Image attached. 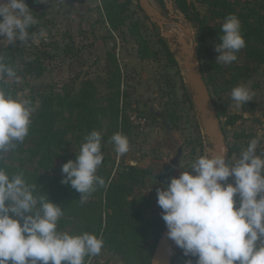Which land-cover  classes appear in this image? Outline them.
<instances>
[{"label":"rangeland","instance_id":"1","mask_svg":"<svg viewBox=\"0 0 264 264\" xmlns=\"http://www.w3.org/2000/svg\"><path fill=\"white\" fill-rule=\"evenodd\" d=\"M31 1L30 9L37 24L29 28V40L9 45L6 40L0 39V54L3 56L21 50L17 58V65L21 69L17 74L19 79H5L0 82V87L16 99H30L35 108L33 115L41 107L44 96L60 94L79 98L82 82L87 79L96 86L91 98L92 105L107 104L113 90L118 89L120 116L125 120L124 128L119 132L124 134L129 123L131 128L126 136L129 138L130 150L118 156L114 146L108 142L113 135L108 133L111 125L108 116L103 128L98 130L102 135L104 153L100 166L104 162L112 165L114 161V173L127 164L149 168L152 177L141 192L152 198V206L145 214H155L163 220L156 190L165 184L154 176L161 173L175 150L171 149L169 135L179 143L178 147H183L184 152L182 167L176 168L175 177L181 171L188 170L195 159L209 155L210 148L193 102L194 92L186 81V69L179 55L180 45L175 49L171 47L168 40L160 35L158 25L138 8V0H119L125 4V22L118 28L110 25L104 0ZM173 1L177 12L186 18L184 23L191 27L194 41L198 42L197 50L201 51L199 62L210 80L217 107L225 109L222 127L227 135L228 146L233 147L232 159L235 160L253 138L260 141L258 152L264 151V63L250 61L244 49L237 53V60L231 65L216 63L218 53L215 45L218 40L207 35L201 41L195 22ZM193 1L201 18L209 26L224 22L214 17L215 6L211 0ZM229 1L246 13L257 9L264 15V0ZM153 2L167 16L165 4L160 0ZM174 29L181 37H185L181 28ZM41 30L45 32L43 37L40 35ZM188 41L192 46L193 38L188 37ZM143 46L149 48L150 55L145 56ZM29 66L31 70L26 71ZM237 85L250 88L254 93L252 101L240 106L231 101L230 92ZM148 90L150 92L146 93ZM233 115H238L236 122L227 124ZM69 122L68 113L58 118L60 127ZM166 122L173 127L170 132L164 125ZM85 136L73 128L68 135V144L62 148V155L78 153ZM4 155L8 156L9 152ZM19 159L18 154L14 155L11 162L19 163ZM28 165H31V161H28ZM55 170L62 173L60 167ZM61 231L69 232L70 228ZM146 247L152 249L151 244ZM175 257V264H186L188 259H192L195 264L196 260L195 257H185L180 248ZM90 261L124 264L121 255L107 248H102L101 253L91 257Z\"/></svg>","mask_w":264,"mask_h":264},{"label":"clouds","instance_id":"2","mask_svg":"<svg viewBox=\"0 0 264 264\" xmlns=\"http://www.w3.org/2000/svg\"><path fill=\"white\" fill-rule=\"evenodd\" d=\"M32 13L26 0H0V39L9 45L27 42L29 28L37 24ZM218 41L216 63L231 65L246 46L236 15L225 17ZM194 45L193 39L191 54ZM5 79L19 77L0 54V82ZM253 95L245 85L230 92L236 106L252 101ZM34 111L30 99H16L0 87V156L24 142ZM108 142L118 156L130 150L129 138L120 132ZM259 142L251 139L235 160L226 158L227 147L220 146L157 188L167 237L185 257H195V264H264V151L258 152ZM103 160L102 135L93 130L76 158L62 165L61 183L79 192L81 203L106 187L97 174ZM63 215L62 206L37 192L22 171L9 175L0 167V264H86V257L99 255L103 238L59 231ZM186 264H193L192 259Z\"/></svg>","mask_w":264,"mask_h":264},{"label":"trees","instance_id":"3","mask_svg":"<svg viewBox=\"0 0 264 264\" xmlns=\"http://www.w3.org/2000/svg\"><path fill=\"white\" fill-rule=\"evenodd\" d=\"M160 1L164 3V0ZM211 1L215 6L213 8L215 18L224 20L229 14L238 17L246 42L243 48L246 57L250 61L264 63V21L262 19L264 15L262 12L251 9V13H246L229 0ZM26 3L29 8L32 6L31 0H26ZM175 3L195 22L201 41L207 35L218 40L222 23L214 27L209 26L196 10L193 0H175ZM124 5L119 0H104L107 19L112 27L118 28L125 22ZM138 8L142 10L139 3ZM256 15H258L257 18ZM142 50L145 56L151 54L146 46H143ZM19 52L21 50L3 56L6 63L14 66L17 74L21 72L17 65ZM198 55L201 56V51H198ZM30 70L29 66L26 71ZM202 71L204 73L203 68ZM204 78L215 102L210 80L205 74ZM95 91L94 82L87 79L82 82L79 98L60 94L44 96L41 107L31 118L29 134L23 143L9 152L8 156L4 154L0 156V167H3L9 175L22 171L28 183L36 186L37 192L62 206L64 215L58 221L59 231L69 227L70 234H79L84 231L96 234L103 238V248L121 255L124 264H151L154 248L166 225L158 215L145 214V211L152 206V198L141 192L147 186L148 179L152 177L149 168L127 164L114 173V161L113 166L104 162L98 168L97 174L105 179L106 187H99L84 203H81L79 192L72 189L70 185L61 183L62 173L55 170L56 167L62 168L68 160L76 158V153L68 156L61 153L63 146L69 142L68 135L73 128L87 135L93 130L102 129L105 118L110 116L111 125L108 133L114 134L120 129L123 130L125 120L120 116V91L113 90V95L108 99L107 104L92 105L91 98ZM217 111L222 123L226 116L225 109L217 107ZM66 113L69 115L70 122L62 127L58 126V118L60 115L65 116ZM237 118L238 115L231 116L227 124H234ZM164 125L169 132L173 128L170 123L166 122ZM127 128L124 135L131 128L129 123ZM230 151L232 159L233 147H230ZM17 154L20 156L19 163L11 162L12 156ZM28 161H31V165H28ZM147 244H151L152 249H147ZM90 260L91 257H86V264H110V262L101 263ZM175 263L174 256L173 264Z\"/></svg>","mask_w":264,"mask_h":264},{"label":"water","instance_id":"4","mask_svg":"<svg viewBox=\"0 0 264 264\" xmlns=\"http://www.w3.org/2000/svg\"><path fill=\"white\" fill-rule=\"evenodd\" d=\"M191 1V0H189ZM142 11L146 16L160 29V35L167 39L173 49L180 45L179 55L182 58V64L186 69V81L193 90V102L196 106L198 115L201 119L204 133L208 139L210 148L208 149L211 155L220 146L227 147L226 158H230V147L227 142V135L222 127L221 119L218 115L216 103L213 100L211 91L204 78L202 66L199 62L198 42H195L194 51L191 54V46L188 37L194 39L191 27L187 26L184 21L186 18L179 14L175 8L173 0H164L167 16L164 15L154 4L153 0H138ZM167 26L181 28L184 31L185 37H181L178 33L168 29ZM183 147H177L171 154L168 165L173 166L169 174H172L175 167L181 166ZM164 165L163 171L155 175L161 178L164 171L167 169ZM168 229L165 228L162 235L159 237L154 248L151 264H173V258L178 247L167 237Z\"/></svg>","mask_w":264,"mask_h":264},{"label":"flooded vegetation","instance_id":"5","mask_svg":"<svg viewBox=\"0 0 264 264\" xmlns=\"http://www.w3.org/2000/svg\"><path fill=\"white\" fill-rule=\"evenodd\" d=\"M148 92H150L149 90L146 92V93H148ZM170 137V138H169ZM169 137H168V141H169V143H171V149H176L177 147H178V145H179V143L174 139V138H172V136L171 135H169ZM172 140H173V142H172ZM173 145V146H172ZM184 153V152H183ZM182 157H183V154H182ZM166 166L168 165V162L165 164ZM173 167V166H172ZM172 167L171 166H167V169L164 171V173L162 174V176H161V178H157V177H155L157 180H159V181H161L162 183H164L165 185H166V183L168 182V180H169V178H171V177H174V174H175V171H176V168H181L182 167V165L181 166H177V167H175L174 168V170H173V172H172V174H169V172L171 171V169H172ZM163 168H164V166H163ZM163 171V169L161 170V172ZM160 174V173H159Z\"/></svg>","mask_w":264,"mask_h":264},{"label":"bare ground","instance_id":"6","mask_svg":"<svg viewBox=\"0 0 264 264\" xmlns=\"http://www.w3.org/2000/svg\"><path fill=\"white\" fill-rule=\"evenodd\" d=\"M172 31L177 32V31L174 29V27L172 28Z\"/></svg>","mask_w":264,"mask_h":264}]
</instances>
